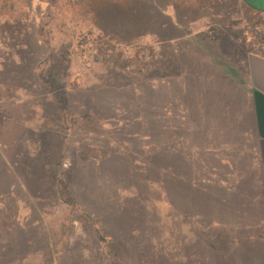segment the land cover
Masks as SVG:
<instances>
[{
	"label": "rangeland",
	"instance_id": "374dc122",
	"mask_svg": "<svg viewBox=\"0 0 264 264\" xmlns=\"http://www.w3.org/2000/svg\"><path fill=\"white\" fill-rule=\"evenodd\" d=\"M245 14L239 0H0V264H264L263 210L197 151L204 116L264 54V19Z\"/></svg>",
	"mask_w": 264,
	"mask_h": 264
},
{
	"label": "crops",
	"instance_id": "0c3cea01",
	"mask_svg": "<svg viewBox=\"0 0 264 264\" xmlns=\"http://www.w3.org/2000/svg\"><path fill=\"white\" fill-rule=\"evenodd\" d=\"M249 21L264 19V0H239ZM231 107L204 116L201 147L226 168L218 182L228 192H241L264 213V54L250 53Z\"/></svg>",
	"mask_w": 264,
	"mask_h": 264
},
{
	"label": "trees",
	"instance_id": "16d2710c",
	"mask_svg": "<svg viewBox=\"0 0 264 264\" xmlns=\"http://www.w3.org/2000/svg\"><path fill=\"white\" fill-rule=\"evenodd\" d=\"M96 42V41H95ZM102 51H105V47L101 46L100 48ZM57 101V99H56ZM58 105H60L59 110L61 113V117L59 122H61L62 120H65L66 122L68 120H70L71 122L73 121V119H68L69 115L68 112L66 110L65 105H62L60 103H58ZM62 165V163L60 162L58 164V171H59V167ZM82 211L84 212V216L86 219L85 226L89 229H92L96 232V234L98 235V241H100V243H103L105 247H107V252L108 254H112L113 256H117V252L114 251L112 245L111 244V239H109L108 235L105 233V229L101 226H99L98 221L95 220L94 218L91 217V215L83 208Z\"/></svg>",
	"mask_w": 264,
	"mask_h": 264
}]
</instances>
